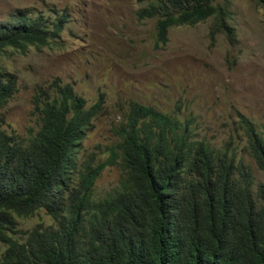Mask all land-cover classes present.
I'll return each instance as SVG.
<instances>
[{"label": "trees", "instance_id": "16d2710c", "mask_svg": "<svg viewBox=\"0 0 264 264\" xmlns=\"http://www.w3.org/2000/svg\"><path fill=\"white\" fill-rule=\"evenodd\" d=\"M212 2L156 0L136 18L159 17L161 44L172 27L213 18L211 34L223 32L235 44L234 28ZM256 2L264 8V0ZM65 19L52 10L12 11L0 22V53L55 42ZM53 88L34 94L36 133L22 138L0 129V264H264V137L251 121L240 116L236 129L244 131L263 175L257 182L228 148L194 141L188 122L132 104L111 157L122 173L119 185L95 200L92 188L103 166L78 170L74 154L99 104L87 107L58 80ZM17 92V76L0 67V109ZM39 210L55 227L17 237L15 217Z\"/></svg>", "mask_w": 264, "mask_h": 264}, {"label": "rangeland", "instance_id": "374dc122", "mask_svg": "<svg viewBox=\"0 0 264 264\" xmlns=\"http://www.w3.org/2000/svg\"><path fill=\"white\" fill-rule=\"evenodd\" d=\"M155 1L0 0V22L16 9L66 16L55 42L0 53V67L18 79V92L0 109V129L22 138L36 133L34 94L38 89L52 92L58 80L69 84L87 107L99 104L74 154L78 170L103 166L92 188L95 200L119 185L122 173L111 157L132 104L188 122L194 141L216 151L228 148L250 168L255 182L262 181L247 152V137L236 128L243 116L264 137V8L256 0H213L234 28L233 45L223 32L211 34L213 18L172 27L161 44L159 17L136 18L139 9ZM15 219L17 237L36 227H55L44 210ZM3 249L0 244V256Z\"/></svg>", "mask_w": 264, "mask_h": 264}]
</instances>
